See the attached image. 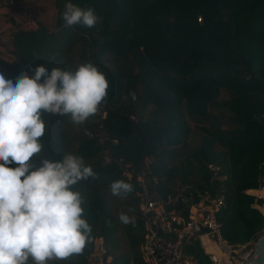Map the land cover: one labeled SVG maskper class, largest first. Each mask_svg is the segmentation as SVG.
Here are the masks:
<instances>
[{
	"label": "trees",
	"instance_id": "obj_1",
	"mask_svg": "<svg viewBox=\"0 0 264 264\" xmlns=\"http://www.w3.org/2000/svg\"><path fill=\"white\" fill-rule=\"evenodd\" d=\"M72 2L93 8L98 22L66 27L64 0H56V25L18 29L10 40L14 59L0 58V67L14 75L29 65L74 69L91 61L106 74L107 96L96 114L76 125L67 116L45 113L41 138L42 155L59 159L71 151L97 173L73 186L86 197L94 239L104 237L114 254L121 222L110 206L109 184L130 182L115 167L101 165L102 151L108 150L137 167L150 158L156 189L164 197L173 193L176 178L223 196L216 217L224 238L232 245L257 242L264 215L253 205L262 200L247 191L264 188V135L259 136L264 130V0ZM222 92L228 97L221 99ZM90 134H103L104 144ZM208 164L220 167L219 179H212ZM130 183L125 212L134 214L135 223L125 225L129 249L113 255V264H145L137 185ZM93 241L82 253L48 264H88ZM198 248L189 251L198 254ZM201 262L210 264L205 256Z\"/></svg>",
	"mask_w": 264,
	"mask_h": 264
},
{
	"label": "clouds",
	"instance_id": "obj_2",
	"mask_svg": "<svg viewBox=\"0 0 264 264\" xmlns=\"http://www.w3.org/2000/svg\"><path fill=\"white\" fill-rule=\"evenodd\" d=\"M62 19L66 27L90 28L99 17L91 7L64 0ZM29 69L13 75L0 67V264H48L82 253L94 240L85 215L86 197L73 186L97 173L71 151L59 159L42 155L41 138L45 113L67 116L76 125L96 114L109 81L91 61L74 69H49L46 64ZM130 95L136 99L135 92ZM109 191L124 198L133 192V184L117 179ZM118 220L135 223L125 211L118 213Z\"/></svg>",
	"mask_w": 264,
	"mask_h": 264
},
{
	"label": "built area",
	"instance_id": "obj_3",
	"mask_svg": "<svg viewBox=\"0 0 264 264\" xmlns=\"http://www.w3.org/2000/svg\"><path fill=\"white\" fill-rule=\"evenodd\" d=\"M27 0H0V7L23 10L36 24L35 14ZM105 113L102 114V119ZM131 119L136 120L135 116ZM96 137L99 144H104L103 134ZM117 144V140L112 141ZM151 159L146 158L141 166H134L103 150L101 165L115 167L121 176L137 185L134 198L137 200L138 213L144 230L141 245L145 264H198L196 254L189 247L198 246L199 251L210 264H247L255 257L256 242L244 245H232L223 236L222 226L217 220V213L224 205V197L211 189L195 190L192 186L172 185L173 193L166 197L157 189V178L151 169ZM212 179H219L220 167L208 164ZM256 197V196H255ZM262 203L260 209L264 215V197L257 195ZM188 252V253H187ZM88 264H113L114 256L102 236L95 237L92 250L87 257ZM133 264V263H131Z\"/></svg>",
	"mask_w": 264,
	"mask_h": 264
},
{
	"label": "rangeland",
	"instance_id": "obj_4",
	"mask_svg": "<svg viewBox=\"0 0 264 264\" xmlns=\"http://www.w3.org/2000/svg\"><path fill=\"white\" fill-rule=\"evenodd\" d=\"M27 5L30 6L32 12L35 14L36 24H43L49 28H52L56 25V0H27ZM200 19H198V22ZM31 22V19L27 16V13L23 10H18L9 7H0V58L5 60H13L10 49V40L14 32L18 29H34L37 27ZM108 67H112L111 63L108 62ZM228 97V93L222 92L220 95L221 99ZM229 115V111L226 112ZM106 116V113L104 114ZM225 128V127H224ZM96 135V134H95ZM264 130L259 132V136L263 137ZM175 186L182 184L178 178L173 181ZM108 197L111 203V207L114 215L118 218V213L120 211H125L126 203L128 202L130 196L124 198L112 195L108 191ZM128 198V200H127ZM134 217V214H130ZM125 225L121 223V230L116 234L117 235V249L113 251L112 255H122L127 252L129 249V241L125 235ZM264 232L261 234V236Z\"/></svg>",
	"mask_w": 264,
	"mask_h": 264
},
{
	"label": "water",
	"instance_id": "obj_5",
	"mask_svg": "<svg viewBox=\"0 0 264 264\" xmlns=\"http://www.w3.org/2000/svg\"><path fill=\"white\" fill-rule=\"evenodd\" d=\"M198 254H201V252ZM198 264H201L200 259H198ZM247 264H264V234L256 242L254 259Z\"/></svg>",
	"mask_w": 264,
	"mask_h": 264
},
{
	"label": "crops",
	"instance_id": "obj_6",
	"mask_svg": "<svg viewBox=\"0 0 264 264\" xmlns=\"http://www.w3.org/2000/svg\"><path fill=\"white\" fill-rule=\"evenodd\" d=\"M261 189H263V188H261ZM261 189H252V190H248L247 193L250 194V195H253V196H256V197H257L258 194H255L254 192H255V191L258 192V191H260ZM253 207L257 208L258 210H260V212H262L261 209H260V205H259V204L256 203V204L253 205ZM250 242H251V241H250ZM248 243H249V242H248Z\"/></svg>",
	"mask_w": 264,
	"mask_h": 264
},
{
	"label": "flooded vegetation",
	"instance_id": "obj_7",
	"mask_svg": "<svg viewBox=\"0 0 264 264\" xmlns=\"http://www.w3.org/2000/svg\"><path fill=\"white\" fill-rule=\"evenodd\" d=\"M199 252H200V251H199V248H198L197 253H199ZM196 256H197L198 259H200V261H201V259L203 258V255H202V254H196ZM201 264H205V263H202V262H201Z\"/></svg>",
	"mask_w": 264,
	"mask_h": 264
},
{
	"label": "bare ground",
	"instance_id": "obj_8",
	"mask_svg": "<svg viewBox=\"0 0 264 264\" xmlns=\"http://www.w3.org/2000/svg\"><path fill=\"white\" fill-rule=\"evenodd\" d=\"M255 194H258V195H261V196H263L264 197V188L263 189H261L260 191H258V192H254Z\"/></svg>",
	"mask_w": 264,
	"mask_h": 264
}]
</instances>
